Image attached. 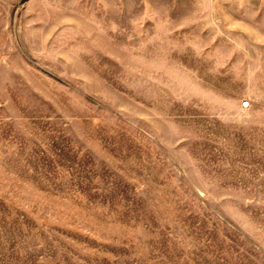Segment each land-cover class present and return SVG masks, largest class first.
<instances>
[{"label":"rangeland","instance_id":"obj_1","mask_svg":"<svg viewBox=\"0 0 264 264\" xmlns=\"http://www.w3.org/2000/svg\"><path fill=\"white\" fill-rule=\"evenodd\" d=\"M0 264H264V0H0Z\"/></svg>","mask_w":264,"mask_h":264}]
</instances>
